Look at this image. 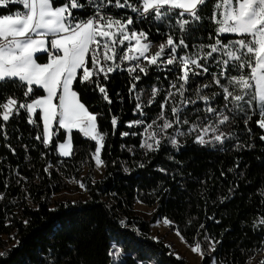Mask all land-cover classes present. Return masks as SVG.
Returning <instances> with one entry per match:
<instances>
[{
  "label": "trees",
  "instance_id": "trees-1",
  "mask_svg": "<svg viewBox=\"0 0 264 264\" xmlns=\"http://www.w3.org/2000/svg\"><path fill=\"white\" fill-rule=\"evenodd\" d=\"M63 2L60 0V3ZM80 2L85 3L86 0ZM216 2L207 0L201 7L203 21L192 29V35L186 40L188 51H193V44L214 42L216 25L211 21V15ZM19 8V5H12L8 10L15 12ZM108 12L124 19L129 15L134 17L128 9L109 8ZM73 13L86 18L92 14V9L73 10ZM0 14H5L4 10H0ZM175 18L173 16V23ZM150 20L134 22L130 30L143 29L147 32L153 44L151 51L154 52L160 43L166 41L168 29L163 25L150 24ZM173 35L178 42L179 29H175ZM210 36L212 39H209ZM230 38L234 37L225 35L223 40L226 43ZM183 53L184 50H180V54ZM36 57L40 63L47 61L45 53L37 54ZM215 71V67L210 68V72ZM239 74L235 70L228 73L229 76ZM244 74H248L247 70ZM139 75L141 81L137 82L136 91L146 89L142 100L146 105L145 123H150L159 115L160 103L166 94L160 92L154 104L147 106L152 87L167 89L169 81L179 75V66H174L172 71L151 67L147 75ZM210 80V74L197 77L190 85L189 94L194 98L196 86ZM101 82L109 90L113 101L111 105L103 101L95 85L85 87L78 80L74 81V90L89 111L104 113L103 118L97 121L98 129L107 133L100 153L104 169L102 177L95 180L96 183H93L95 162L92 159L95 142L78 130H72L70 134L73 155L60 157L55 145L64 141L66 132L60 129L58 135L53 137V142L45 148L36 139L37 133L43 131L42 121L37 119L35 125L29 124L26 110H21L19 115L6 123L4 129H0V193H3V198H0V238L12 234L16 240L14 245L19 241V246L15 248L14 245L3 247L0 243V249L6 253L5 257H0V264H23L25 259L33 256L40 243H48L53 239L62 258H71L73 264L77 256L68 247L71 245L78 248L83 259L93 264H107L106 233L109 231L126 237L142 253H151L159 264H189L183 258L177 259L165 243L152 239L151 224L165 217L172 221L173 229H179L180 236L188 245L200 243L207 250L205 232L212 239L221 240L213 255L222 264H248L261 253L264 250V225L259 224V221L264 220V140H261L264 129L257 123L261 117L255 102L253 108L245 105V111L237 113L234 122L222 128V131L233 134V138L223 145L226 151H220L219 145L216 148L201 147L193 143L194 137H190L187 141L181 139V144L185 146L179 152L165 142L159 151L145 155V150L140 148V135H120L128 131L143 132L140 126L127 127L128 121L141 119L138 113L133 112L135 100L130 98L128 92L132 80L127 71L109 74L108 81L101 77ZM213 90L216 89H208L207 92ZM7 93L22 101L26 99L23 89L10 86ZM43 94V89L36 91V96ZM4 99L0 95V102ZM197 107L203 108V103H198ZM191 111L189 107L187 112ZM166 112L171 118L170 106ZM113 116L118 117L115 130L111 124ZM189 118L196 119L194 115ZM57 127L55 124L53 129ZM5 131L7 139L4 138ZM237 143L243 146L240 150L235 148ZM129 148L135 151L129 152ZM41 153L44 155L41 156ZM169 156L173 159L169 160ZM49 163L53 165L51 175L43 171ZM138 163H144L145 167L138 168ZM124 167L131 171L125 173ZM159 168L166 169L168 174L159 172ZM17 171L20 176H16ZM18 179L19 184L16 183ZM68 181H81L86 185L87 197L75 200L83 211L66 210L63 208L64 203L71 201L54 198L67 189ZM6 182L8 187H5ZM181 185H184L183 189ZM221 197L226 199L221 202ZM85 201L88 203L85 204ZM136 202L153 208L148 220L141 218L134 210ZM53 207L58 211L50 212L49 209ZM207 217L214 219L209 220ZM120 219L125 220L126 228L119 226ZM25 220L29 221L27 225ZM201 224L205 225V229H200ZM93 228L95 230L91 231ZM170 252L172 255H169ZM210 262L209 256L201 259L199 264Z\"/></svg>",
  "mask_w": 264,
  "mask_h": 264
},
{
  "label": "snow or ice",
  "instance_id": "snow-or-ice-1",
  "mask_svg": "<svg viewBox=\"0 0 264 264\" xmlns=\"http://www.w3.org/2000/svg\"><path fill=\"white\" fill-rule=\"evenodd\" d=\"M206 2L207 0H86L81 3L80 0H64L60 3V0H0V10L5 12L0 14V95L5 97L0 102V121L3 122L0 123V129H4L6 123L19 115L21 110H26L29 124L35 125L37 119L42 121L43 131L37 133L36 139L45 148L53 142V137L58 135L60 129L69 134L77 129L84 137L95 142L92 159L99 169L104 165L100 153L107 133L98 129L97 121L103 118L104 113L89 111L74 90V81L78 80L85 87L95 85L103 101L111 105L113 101L108 88L101 82V77L108 81L109 74L117 71H127L132 80L128 92L130 98L135 100L134 114L138 113L141 117L128 121L127 127H143L141 133L128 131L121 132L120 135H140V148L145 150V155L159 151L165 142L179 152L185 146L181 144V139L187 141L190 137H194L193 143L201 147L216 148L219 145L220 151H226L223 145L233 138V134L222 131V128L233 123L236 114L245 111V105L253 108L254 102L261 117L257 123L264 129V0H217L211 15V21L216 25L214 42L193 44V51H188L186 40L192 35V29L202 23L200 9ZM12 5H19L20 8L11 12L8 9ZM86 8L92 9V14L86 18L73 13V10ZM109 8L128 9L134 17H115L108 12ZM173 16L176 17L174 23ZM149 18L150 24L163 25L168 29L166 41L160 43L154 52L150 51L153 44L148 39L147 32L143 29L130 30L134 22L139 23ZM175 29L180 32L178 42L173 35ZM157 31L159 32V28ZM225 35L234 38L225 43ZM125 43L127 47L123 48L121 54V46ZM180 50H184V53L180 54ZM44 53L47 54V62H37L36 54ZM174 66H179V75L169 81L167 89L152 87L147 106L154 104L160 92L166 94L160 103L159 115L150 123H145L147 114L142 96L146 89L136 91L137 82L141 81L139 74L147 75L151 67L172 71ZM212 67L217 71L210 72ZM231 70L240 74L229 76ZM246 70L247 75L244 74ZM206 74H210L211 80L198 84L193 98L189 94L190 85L197 77H205ZM10 86L23 89L26 99L22 101L8 94ZM253 87L254 95L248 99ZM212 88L216 90L207 92ZM39 89H43L44 94L36 96ZM200 102L203 103V108L197 107ZM169 106L171 118L166 112ZM189 107L192 108L191 113L187 112ZM193 115L196 119L190 120L189 117ZM54 122L58 125L55 130ZM247 122L245 120L246 124ZM111 124L115 130L118 117L113 116ZM4 138H8L6 131ZM261 140H264V136H261ZM55 146L60 157L73 155L71 135ZM242 147L239 143L235 145L237 150ZM12 151L15 152L14 149ZM128 151L134 152L135 149L129 148ZM172 159L169 156V160ZM52 167L49 163L43 171L51 175ZM137 167L143 169L145 164L138 163ZM238 167L239 162L237 169ZM123 171L129 173L131 169L124 167ZM158 171L168 174L164 168H159ZM15 174L20 176L18 171ZM221 175L224 173L221 172ZM74 182L82 190H87L83 182ZM16 183L19 184L20 180ZM93 183L96 181L93 180ZM5 187H8L7 182ZM183 188L184 185H181V189ZM229 191L231 193L232 190ZM165 192L168 190L165 189ZM0 198H3V193H0ZM220 199L223 202L226 198ZM63 208L83 211L75 200L64 203ZM49 211L56 212L58 209L53 207ZM207 219L213 220L214 217ZM24 223L27 225L29 221L25 220ZM118 223L122 228L127 227L124 219H120ZM163 223L172 226V221L166 217L163 218ZM215 223L219 224L220 221ZM259 224L264 225V220L259 221ZM200 229H205V225L201 224ZM94 230L93 228L91 231ZM137 235L140 233L137 232ZM177 235H180L179 229ZM204 238L208 242V249L205 250L200 243H196L191 251L198 253L202 260L210 256L211 264H222L213 255L221 240L212 239L206 232ZM152 239L158 241L157 237ZM106 241L107 264H159L151 253H142L138 246H134L117 232H107ZM18 246L19 241L13 247ZM68 247L77 256L75 264H93L80 257L75 245ZM5 256L6 253L0 252V257ZM177 259L181 257L177 256ZM23 264H73V260L62 258L53 239L48 243H40L33 256L25 259ZM259 264H264V259Z\"/></svg>",
  "mask_w": 264,
  "mask_h": 264
},
{
  "label": "rangeland",
  "instance_id": "rangeland-1",
  "mask_svg": "<svg viewBox=\"0 0 264 264\" xmlns=\"http://www.w3.org/2000/svg\"><path fill=\"white\" fill-rule=\"evenodd\" d=\"M125 47H127V43L121 46V54H122L123 48ZM124 65L127 67V62H125ZM252 95H254V87L250 90L248 99H251ZM103 169H104V166H101L98 169L95 163L94 180L100 179L102 177ZM86 197H87L86 190H82L79 187V184L75 183L74 181H68L67 189L54 196V198L56 199H66L70 201L78 200V199H85ZM134 210L138 213V215L141 218L145 220H148L150 218L151 213L153 212V208L148 207L139 202H136L134 204ZM150 230H151V234L153 237H157L159 241H162L167 246L170 245L169 248L175 256H179L185 259L189 264H199L200 263L201 256L198 253H193L191 251V247L194 245H188L184 240H182L181 236L177 235V231L175 229L163 223V218H159L155 222H153L150 226ZM12 237H14L12 234L2 236L0 238V243L2 244V246L10 247L14 245L16 243V240L15 238L13 239ZM0 252H2V249H0ZM263 257H264V250L258 255L254 256L249 261L248 264H257Z\"/></svg>",
  "mask_w": 264,
  "mask_h": 264
},
{
  "label": "crops",
  "instance_id": "crops-1",
  "mask_svg": "<svg viewBox=\"0 0 264 264\" xmlns=\"http://www.w3.org/2000/svg\"><path fill=\"white\" fill-rule=\"evenodd\" d=\"M45 54H46V53H45ZM36 55H37V54H36ZM37 62H38V61H37ZM46 62H47V61H46ZM39 63H40V62H39ZM44 63H45V62H44ZM78 72H81V70H78ZM55 124H56V123L54 122V126H53V128L55 127ZM57 126H58V125H57ZM73 130H77V129H73ZM64 131L66 132V137H65V139H67V138L69 137L70 134H69L66 130H64ZM65 139H64V140H65Z\"/></svg>",
  "mask_w": 264,
  "mask_h": 264
},
{
  "label": "built area",
  "instance_id": "built-area-1",
  "mask_svg": "<svg viewBox=\"0 0 264 264\" xmlns=\"http://www.w3.org/2000/svg\"><path fill=\"white\" fill-rule=\"evenodd\" d=\"M47 59H48V57H47Z\"/></svg>",
  "mask_w": 264,
  "mask_h": 264
}]
</instances>
